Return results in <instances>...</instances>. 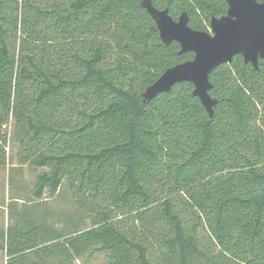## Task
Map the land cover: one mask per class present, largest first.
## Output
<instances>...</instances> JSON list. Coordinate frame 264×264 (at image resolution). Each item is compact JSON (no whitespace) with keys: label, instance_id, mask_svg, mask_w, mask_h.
<instances>
[{"label":"trees","instance_id":"16d2710c","mask_svg":"<svg viewBox=\"0 0 264 264\" xmlns=\"http://www.w3.org/2000/svg\"><path fill=\"white\" fill-rule=\"evenodd\" d=\"M151 1L204 32L228 10ZM142 2L0 0V128L14 117L20 160L47 169L36 199L67 179L91 216L57 242L28 238L8 264H264V59L213 71V118L189 82L145 101L194 54L165 46Z\"/></svg>","mask_w":264,"mask_h":264},{"label":"water","instance_id":"95a60500","mask_svg":"<svg viewBox=\"0 0 264 264\" xmlns=\"http://www.w3.org/2000/svg\"><path fill=\"white\" fill-rule=\"evenodd\" d=\"M228 10L222 17L213 16L210 31L189 26V15L184 12L174 20L169 9H157L151 0L142 6L154 20L165 46L180 45V54L193 53L194 58L167 69L161 77L146 88L142 97L152 101L160 94L169 93L177 84L189 82L192 95L199 98L210 118H213L218 100L210 94V75L219 66L231 63L241 56L246 64L259 68L264 59V2L259 0H226Z\"/></svg>","mask_w":264,"mask_h":264},{"label":"rangeland","instance_id":"374dc122","mask_svg":"<svg viewBox=\"0 0 264 264\" xmlns=\"http://www.w3.org/2000/svg\"><path fill=\"white\" fill-rule=\"evenodd\" d=\"M0 129V202L8 207L13 221L31 220L29 229L32 231L39 225H47L63 234L89 229L91 216L77 206L67 179L59 190H46L42 199L34 197L38 176L47 169L20 160V131L14 117L4 113ZM76 264H107L106 254H86Z\"/></svg>","mask_w":264,"mask_h":264},{"label":"crops","instance_id":"0c3cea01","mask_svg":"<svg viewBox=\"0 0 264 264\" xmlns=\"http://www.w3.org/2000/svg\"><path fill=\"white\" fill-rule=\"evenodd\" d=\"M19 202L23 203L22 200ZM13 219L8 207H4V203L0 202V264H8L11 259L8 253L14 251L17 246L21 248L26 245L28 238H37V244L42 245L46 242H57V238L64 235L63 232H56L47 225H35L37 227L32 231L29 229L31 220L23 218V221L14 222Z\"/></svg>","mask_w":264,"mask_h":264},{"label":"flooded vegetation","instance_id":"af4514ba","mask_svg":"<svg viewBox=\"0 0 264 264\" xmlns=\"http://www.w3.org/2000/svg\"><path fill=\"white\" fill-rule=\"evenodd\" d=\"M224 15H226V14H224ZM224 15H223V16H224ZM221 17H222V16H221ZM218 18H219V17H218ZM209 31H210V30H209Z\"/></svg>","mask_w":264,"mask_h":264}]
</instances>
